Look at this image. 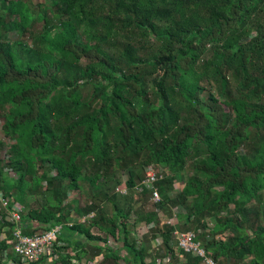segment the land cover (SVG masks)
<instances>
[{
    "label": "trees",
    "instance_id": "1",
    "mask_svg": "<svg viewBox=\"0 0 264 264\" xmlns=\"http://www.w3.org/2000/svg\"><path fill=\"white\" fill-rule=\"evenodd\" d=\"M0 120V264H264V0H0Z\"/></svg>",
    "mask_w": 264,
    "mask_h": 264
},
{
    "label": "built area",
    "instance_id": "2",
    "mask_svg": "<svg viewBox=\"0 0 264 264\" xmlns=\"http://www.w3.org/2000/svg\"><path fill=\"white\" fill-rule=\"evenodd\" d=\"M147 179L144 184L147 188L153 190V199L159 200L158 191L154 188V183L156 180V173L151 168H147ZM118 193L121 195H127L128 191L124 186H121L117 189ZM3 201V205L6 206L8 204V199ZM20 210H12L11 217L12 221L15 224L20 222ZM173 223L174 221L169 220L168 223ZM62 231V227H55L47 232H39L33 237L23 236L21 231H17L15 233V252L18 256H20L24 263L26 264H34L40 262L43 258L50 256L53 251V247L58 242V237ZM179 247L187 253L194 254L203 259L204 264H219L213 256H211L206 248L203 246L201 242L195 240V234L193 232H180L176 231L174 233ZM56 260L58 257L55 258ZM99 260L96 263L98 264Z\"/></svg>",
    "mask_w": 264,
    "mask_h": 264
},
{
    "label": "rangeland",
    "instance_id": "3",
    "mask_svg": "<svg viewBox=\"0 0 264 264\" xmlns=\"http://www.w3.org/2000/svg\"><path fill=\"white\" fill-rule=\"evenodd\" d=\"M34 1H36V0H34ZM41 1V0H40ZM0 125H1V122H0ZM0 139H5L6 141H7V143H5V145L7 146V145H9L10 143H12V141L9 139V138H6V137H4V134H3V132H2V130L0 131ZM6 152V151H5ZM147 170L148 171H150L149 169H147L146 168V172H147ZM12 174L14 175V173L12 172ZM127 178V173L125 172V173H122L121 174V181L122 180H125ZM70 197H71V199H78V200H81V199H83L84 197H83V194H81V193H79V192H71L70 193ZM82 202H86V200H83ZM182 212H183V210H182ZM167 214V213H166ZM73 216H75L74 214H73ZM162 218L164 219V220H166L167 219V217H166V215H164L163 213H162ZM210 225L212 226V223H210ZM68 232L66 231H64L63 233H62V235H65V234H67ZM152 245H154L155 247H158V244H157V242H155L154 241V244H152ZM151 245V246H152ZM112 247H114L113 245H112ZM152 248V247H151ZM119 252V251H118ZM12 253L13 254H15V251L13 250L12 251ZM119 255L120 256H122V257H124V256H126V253H125V251L122 249L121 251H120V253H119ZM148 257H150V258H148ZM147 258H148V261H147V264H154V259H153V256H151V254L150 255H148L147 256ZM123 264V263H122Z\"/></svg>",
    "mask_w": 264,
    "mask_h": 264
},
{
    "label": "crops",
    "instance_id": "4",
    "mask_svg": "<svg viewBox=\"0 0 264 264\" xmlns=\"http://www.w3.org/2000/svg\"><path fill=\"white\" fill-rule=\"evenodd\" d=\"M0 198H1V201H2V198H4L2 194H0ZM6 200H7V199H6ZM1 204H2V205H0V207H1V206L5 207V206L3 205L2 202H1ZM13 208H14L15 210H21L23 207H22L20 204H15V205L13 206Z\"/></svg>",
    "mask_w": 264,
    "mask_h": 264
},
{
    "label": "clouds",
    "instance_id": "5",
    "mask_svg": "<svg viewBox=\"0 0 264 264\" xmlns=\"http://www.w3.org/2000/svg\"><path fill=\"white\" fill-rule=\"evenodd\" d=\"M0 122H1V125H0V131L2 130V121L0 120ZM3 132V131H2ZM3 199V198H2Z\"/></svg>",
    "mask_w": 264,
    "mask_h": 264
}]
</instances>
